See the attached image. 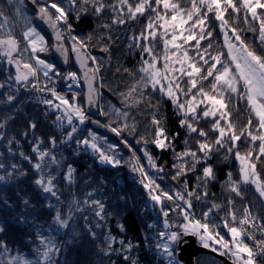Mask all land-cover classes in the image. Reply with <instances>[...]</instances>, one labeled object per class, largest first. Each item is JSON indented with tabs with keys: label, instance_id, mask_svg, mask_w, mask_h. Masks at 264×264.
Here are the masks:
<instances>
[{
	"label": "trees",
	"instance_id": "trees-1",
	"mask_svg": "<svg viewBox=\"0 0 264 264\" xmlns=\"http://www.w3.org/2000/svg\"><path fill=\"white\" fill-rule=\"evenodd\" d=\"M24 1L33 24H36L35 18L44 4L54 2L65 8L66 31L69 38L78 44L80 51L89 56L90 63L98 74L96 84L102 95L100 115L87 116L89 123L81 137L88 135L90 128L98 124L97 132L104 134L115 144L114 152L108 156L119 163H101L97 158V151L84 152L85 146L76 143L77 137L63 143L60 134L68 133L69 129L63 126L61 130L55 124L56 111L48 105H41L37 98V88L31 82L19 84L15 80L17 71L0 65V84L5 85L0 88V124H4L0 128V136L3 137L0 139V162L4 165L0 169V175L12 173L6 182H0V224L5 226V232L0 233V241L6 243L9 249L8 253L0 256L20 255L34 264L37 261L39 264H150L149 256L152 255L155 264H165L167 257L159 255L156 247L145 250L143 233L150 239L155 225H161L165 229H170L174 224L177 227L182 225V221H179L180 212L186 206L187 199L195 204L198 219L204 220V213L212 209L208 219L210 223L218 225V228L225 229L222 223L225 219L229 220V226L238 225L245 208L250 209L252 215L264 224V199L259 196L254 184L243 182L242 164L236 156L237 151L245 156L252 150L256 173L260 181L264 182V156L256 160L259 141L251 142L246 136H241L235 146L231 142L225 143L223 147L216 145L219 133L213 129L214 118L193 117L191 114L186 116L185 111L178 109L165 90H161L159 86L153 88L150 84L144 86L143 78L146 74L141 72V68L145 67L144 61L151 63L154 55L158 57V62H155L157 66H164L165 62L162 63L160 59L164 60L165 53L172 50L171 45L167 50L164 47L165 39H170L167 36L165 38L158 34L155 39L150 36L148 39L141 38V33L148 36L147 25L155 23L148 11H151V6L161 11L162 3L157 5L155 0H149L150 8L143 14L137 13L133 19L128 13L127 5H122L120 0H89L87 4L77 0L75 6H69L68 0ZM173 2L178 3L185 12L192 6V0ZM128 3L135 7L136 0H128ZM234 3L241 7L240 0H234ZM100 4L104 7L97 12L96 8ZM198 6L203 14L204 6ZM0 12H3V17L11 18V9L6 0H0ZM257 13L264 18V10L258 8ZM248 16L249 19L245 20L243 8L239 13H234L229 8L225 13L229 26L221 29L214 14L207 13L205 29L211 31L212 35L200 41V48L204 49L211 43L212 47L208 51L213 56L221 53V63H229L233 73L234 63H230L228 48L223 39L225 31L233 34L231 28L235 27L245 44L264 55V45L259 40V21L252 20L250 13ZM188 22L191 28L192 21ZM21 23L23 24V19ZM179 28L184 29V26ZM154 29L160 32L162 28L157 29L156 24ZM198 29L199 26L195 28L194 34L197 37ZM6 36L7 30L1 28L0 38ZM16 39L19 40V37ZM145 47L152 48L151 55L143 50ZM49 48L48 54L52 56V43ZM187 49L192 52L190 61L199 59L195 47ZM197 66L202 67V71L208 68L202 62ZM220 68L221 65L218 64L217 69ZM58 69L60 73L57 76L62 84L67 79V73L76 70L74 64L67 70L58 65ZM172 75L175 83L179 81L180 87L184 89V92H179L180 98H183L184 93H189V99L196 94V89L189 92L186 76H180L176 72H172ZM211 81V77L198 81V87L202 86L206 92L214 94L211 92ZM48 87V93L52 96L56 91L64 92L62 88L56 89L51 84ZM133 87L136 88L135 92L130 91ZM242 91L241 83V93ZM9 95H14L15 99L9 102ZM198 97L200 96L197 94V99ZM224 101L230 115L227 120L220 117L215 119L226 129L225 141L229 121L237 134L248 130L249 120L252 121V128H256L257 118L246 99L241 98V94L225 91ZM80 102L84 106L82 95H79ZM45 109L51 113L47 115ZM183 120L192 123L197 132H191L182 125ZM30 122L36 124L35 129L29 127ZM59 124H62L60 120ZM159 129H163V137H158ZM201 130L207 135H199ZM52 138L55 139V146L50 143ZM157 139H164L166 146L159 147L155 143ZM37 141H42L39 145L41 151H50L56 157L57 162H50L45 158L44 164L47 167L44 172L54 178V191H57L59 202L56 197L44 193L35 184L39 175L34 168V164L38 162V152H34L33 148ZM201 143L212 146L207 156L199 148ZM60 145L68 149L59 148ZM229 148L232 151H228ZM185 152H195L196 158L182 155ZM146 156L151 157L163 169L157 181L161 184L167 182V187L171 188L174 197L172 203L163 206L167 216L149 195L150 188L156 189L155 180L151 179V182H144L140 186L130 177L129 164L132 161L139 163L147 171ZM182 157L183 165L178 174L176 165L182 161ZM12 165H17V168L13 170ZM91 165L94 170L89 169ZM69 166L74 170L71 181L68 179ZM209 166L213 169L214 179L204 178V169ZM231 182L239 185L240 195L230 190ZM156 190L159 193L160 190ZM166 190L161 189L163 192ZM172 191L175 194L182 192L185 200H180ZM205 192L206 196L203 195ZM198 196L201 198L197 199ZM25 199L29 201V206L24 205ZM93 200H99L104 205L101 213L103 219L96 215L99 209ZM214 205L219 207H213ZM70 209L73 218L69 221V228L57 230L53 223L56 211L67 216ZM229 212H235L237 222L231 221ZM19 217H24V220L21 221ZM90 232H95V237ZM41 234L54 240L59 248L58 252L52 254L49 262L44 261L37 251H43L39 238ZM109 238L112 239L111 249L107 247ZM196 263L223 264L216 257L206 254L197 258Z\"/></svg>",
	"mask_w": 264,
	"mask_h": 264
},
{
	"label": "snow or ice",
	"instance_id": "snow-or-ice-1",
	"mask_svg": "<svg viewBox=\"0 0 264 264\" xmlns=\"http://www.w3.org/2000/svg\"><path fill=\"white\" fill-rule=\"evenodd\" d=\"M18 3H22V0H17ZM35 2V0H33ZM95 2V0H93ZM157 5L163 4V8L165 10L171 9L172 15L171 20L177 21V17H179L178 23H172L169 25L168 20L164 16H157L158 21H162L161 27L164 28V35H167L168 28L172 29V34L170 39H165L164 47L167 50L168 46L171 45L173 49L179 50L181 45L176 43L177 41V27H183L184 24L188 23V21H192L191 28H196L199 26V36L197 37L189 30V34L187 36H183V33H180L183 41L187 43L191 40H196V44L194 47L196 48V56L199 58L196 61H189V57L187 52H183L182 56L183 59L177 58L174 63L180 64L179 69H173L169 67V57L167 52L165 53L164 60V72H176L180 76H186L188 78V88L189 92L192 89H196V94L191 95L190 99L185 100L184 102H180V98L177 95L179 92H184V89L180 87V82L177 81L173 84L169 81L167 85L166 94L173 100L174 103L177 104L178 109L184 110L185 115L191 114L193 117L196 116V109L199 105L204 104L205 100L208 102L205 106L204 110L199 114L201 118L213 117L214 124L213 129L218 131L219 136L215 141L216 145L221 147L224 146L225 143L231 142L233 146H235V142L240 140L241 136H246L249 138L251 142L259 141V148L258 154L256 155V160L258 161L261 156H264V55L258 54L254 49H251L244 41L241 39L240 35L237 32L235 27L231 28V32L233 33V39L238 42L233 43L232 40L229 39L228 32L225 31V44L228 47V54L230 56V63L235 64V73L232 72L229 63H221V53L213 56L208 51L212 47L211 43L204 49L200 48V41L205 40L211 37V31H206L205 29V21L207 17V13H213L215 19L220 22V28L226 29L228 28V21L225 19V13L229 8L232 9L234 13H239L241 8H243L245 12V20L249 19L248 13L251 14L252 20L259 21V40L261 45H264V18L258 16L257 9L264 10V0H240L241 7H237V4L234 3V0H192L191 9L185 12L184 9L180 7L178 3L171 2L170 0H155ZM77 0H68L69 6H75ZM83 4L89 3V0H82ZM122 5H127V10L131 18H135L136 14H143L146 8V5L150 7L149 0H140L139 3L133 7L132 4L128 3V0H120ZM198 5H203L205 12L201 14V9ZM103 4H100L98 8H96L97 12H100L103 9ZM52 9L56 13L55 20L49 11ZM18 14H21V9L17 7L16 9ZM123 11V9H121ZM3 12H0V17H3ZM40 16L41 19H46L48 23H50L53 27L57 21L65 20L67 17V13L64 7H61L58 3H50L47 6L40 7ZM195 16V20L193 17ZM123 23V21H120ZM8 20L4 18L2 22H0V28L6 29ZM7 30V29H6ZM148 36L144 33H141V38L148 39L149 36L152 39L156 38V30L152 23L147 25ZM24 39L31 45V51L33 53L39 51H44L43 48H38V41L40 43L43 42V38L39 37L38 33H36L35 28L28 26L27 30L23 33ZM57 39H60L59 33L57 34ZM75 39V38H74ZM135 39V38H134ZM107 50V49H105ZM144 51L148 52L150 55L152 54L151 47H145ZM0 51L3 52V55L8 58L9 63H15L17 66L18 74L15 77L17 82L20 81H27L29 76L35 77L36 76V69L32 67L31 64L25 63L24 68L27 71L21 72L20 69V61L13 59V53H17L20 51L19 48V41L11 34L10 30H7L6 38H0ZM175 55V53H173ZM207 56V58H205ZM95 59L94 57L92 58ZM156 57L152 55V62L144 61L145 67L141 68V72L145 73V77L143 78L144 86L146 87L150 84L153 88L157 85H160L161 80L167 79V76L162 74L159 69L156 68L155 62ZM211 61V63H210ZM185 62L187 63V68H185ZM202 62L203 65H208L206 71H202V67H198L197 64ZM38 65L42 66V70L44 71V75L48 76V69L52 68V65L47 64L44 60L37 58ZM81 64L83 66L84 61L81 59ZM220 64L221 68L217 69V65ZM71 78L75 79L76 74L71 73L69 74ZM209 77L212 78L210 82L211 92L214 94H210L206 92L202 86L198 87V81L207 80ZM241 82H242V93H241ZM5 87V85L0 84V88ZM35 87V85H33ZM89 89H90V96L89 99L92 98V88H91V80H89ZM161 90H164V86L161 85ZM131 92H135L136 88L133 87ZM225 91L229 92L230 94H241V98L246 99L248 105L250 106L251 111L254 113L255 117L257 118V126L255 129L252 128V121L249 120L248 122V130L241 131L239 134L236 133L233 125L229 121L227 124V132L228 137L227 141L224 140L226 129L220 126V122L218 119H215L217 114L219 113L220 119H228L230 113L227 111V104L224 101V93ZM186 96L188 93H184ZM197 94L201 97V99L197 100ZM219 97V98H217ZM15 99L14 95H9L7 100L13 101ZM61 100L63 105H67L69 108L72 105L68 104L66 99L62 97H58ZM45 104L51 105V101L45 100ZM56 107H60V105H56ZM77 115H79L80 122L83 123L85 117L83 113L80 111L79 108L73 109ZM59 120V117L57 118ZM71 117L68 119V123L71 124ZM157 124L158 121H155ZM182 125L189 128L191 132H197V129L193 127L192 123H189L188 120L181 121ZM4 124H0V128H3ZM29 127L31 129L36 128V124L34 122H30ZM114 132L117 129H112ZM73 132L76 131L75 128L72 129ZM255 133V134H254ZM201 136H206L207 134L202 130L198 133ZM72 133L68 134V138H71ZM158 137H163V129H159L157 133ZM3 137L0 136V139ZM166 139V138H165ZM11 142V141H10ZM42 141L36 142V147L33 148L34 152H38V162L34 164V168L38 172V178L35 180V184L44 192L48 193L53 197H56L57 202H59V197L57 195V191H54L53 185V177L50 175L45 174L44 168L47 167L44 164L45 158L47 157L50 162H57L55 155H53L50 151H41L39 149V145ZM50 143L55 146V139L52 138ZM78 144L88 145V140L77 141ZM155 143L159 147H165L164 139H157ZM92 149L97 150V145L95 143L91 144ZM200 150L207 156L210 154L212 150V146L207 143H201L199 145ZM228 151H232V148H229ZM182 155H191L194 159L196 158L195 152H185ZM237 158L242 163V179L245 183L254 184L259 196L264 199V182H261L259 179L258 174L256 173V163L252 161L253 151L250 150L245 156H241L240 153L237 151L236 153ZM101 163H119V161H113L112 157L105 155L104 153H100L99 156ZM150 159V158H149ZM13 170L17 168V165L11 166ZM4 165L0 162V169H3ZM134 171L137 169H133ZM74 170L69 166L68 169V179L71 181V175ZM23 174V173H21ZM179 174V170H178ZM12 173H6L4 175H0V182H6L7 179L11 178ZM204 178L205 179H214V172L212 167H206L204 169ZM148 187L147 184L144 185ZM157 187H159L157 185ZM230 190L235 192L237 195H240L239 185L236 182H231ZM151 199L158 203L161 202V197L159 195H153L151 192L149 193ZM167 199L172 200L173 197L168 195V193H163ZM180 200H185L184 196L177 193L176 194ZM191 195V193H189ZM204 196L207 193H203ZM201 197H197L200 199ZM6 203V202H5ZM25 206H29V201L25 199L23 201ZM93 203L98 206V211L96 215L99 216L101 219L104 218L101 213L103 212L104 205L99 200H93ZM185 204L187 209H191L192 204L190 200H185ZM52 207V205H48ZM213 207L218 208L219 206L214 205ZM163 210V209H162ZM212 209H209L208 212L204 213V220L196 219L188 210L183 211L184 216V223L180 226L182 229L181 231H172L170 233L161 232L159 235L161 237H166V240L160 242L156 245L157 249L161 250L158 252L159 255L166 256L167 264H181V262L176 257V249L180 242L182 241L185 235H195L199 238L202 246L204 248L210 247V241L215 244L219 245V248L213 247V251H220L221 255L225 254L226 250L228 253H231L235 260L233 264H255V256L261 255L264 256V241H258L256 243L257 251L254 252L252 248H250L247 244L243 242V236H248V232L246 231L244 226L252 224L255 226L256 218L252 216V213L249 209L245 208L244 216L238 221L240 227L231 226L229 227V220L225 219L222 223L223 226L227 229L228 234H230V240H225L224 236H221L219 231L216 230L219 226L215 225L214 223L209 222V215ZM164 215L167 216V211L164 212ZM229 217L231 218L232 222H237V217L235 212H229ZM71 209L67 216H62L59 210L56 211L53 223L56 226L57 230L59 229H68L69 228V221L72 219ZM21 221L24 220V217H19ZM99 226V225H98ZM166 227L169 225L166 224ZM261 230H264V224L261 226ZM5 232V226L0 224V233ZM90 235L95 237V232H90ZM40 245L43 249L41 252L40 249L37 251L40 253L42 259L46 262L51 261V256L55 252L59 251L54 240L49 239L47 236L40 235ZM254 239V238H253ZM122 243V242H121ZM112 246V239H108V249H111ZM131 247V246H129ZM9 249L3 241H0V255L8 253ZM246 257V258H245ZM0 264H33L32 261L20 256H10L6 260H0ZM37 264L39 262L37 261ZM135 264V262H134Z\"/></svg>",
	"mask_w": 264,
	"mask_h": 264
},
{
	"label": "rangeland",
	"instance_id": "rangeland-1",
	"mask_svg": "<svg viewBox=\"0 0 264 264\" xmlns=\"http://www.w3.org/2000/svg\"><path fill=\"white\" fill-rule=\"evenodd\" d=\"M6 1L8 2L9 8L11 9V18H9V19L7 18L8 23H7L6 29L7 30H10L11 32L13 31L12 32L13 33V36L15 38L16 37H19V40L18 41L20 42L19 43V45H20V52H19L18 56L13 53V59L20 61V69H19V71H21V72H22V70H24V64L25 63L31 64L32 67L35 68L38 71V75L36 73L35 78L32 79V80H29L28 82H31V84L32 85H35V87L37 88L36 89L37 90V98H38V101L41 103L42 106H44V105L47 106L48 105V104H45L44 103L45 100L51 101V104L54 105L55 103H53L52 100L49 99V97H45V95L48 94V90H49V87L48 86H49V83L47 82V79L46 80L44 79L47 76L44 75V71L42 70V66L38 65V63H37V58H39L41 60H44L47 64L52 65V68L47 70L48 71V75H57V74L60 73V70L58 69V65H57V63H55V58H54L53 54H52V56H51V54H48V52H50V48L49 47L51 46V43H50L49 38H48V35L45 32L43 33L38 28V26L36 24H33L32 23V19H31L30 12H28L25 9V1L24 0H22V3H18L17 0H6ZM30 1H32V0H30ZM139 2H140V0H136V4L139 3ZM171 2H173V0H170V3ZM149 4H150V2H149ZM47 5L44 4L43 6H47ZM17 7H19L22 10L21 11V14H18L17 13V11H16ZM148 8H150V7L146 5L145 10L147 11ZM150 10L151 11H148V12L150 13V18L152 17L153 18L152 19L153 22H155V23H153L154 28H155V25L156 24H157V29H158V27L162 28L160 30V32H158V30L156 31V35L160 34L162 36H165L164 35V28L161 27V24L163 22L162 21H158L157 20V16H164L168 20L169 25H171L172 23H178V21H179V17H177V21H172L171 20V15H172L171 9L165 10L163 8L160 11V10H158V8L151 6V9ZM187 11L188 10H186V12ZM55 17H56V14H55ZM4 18H6V17L0 18V22H2ZM22 19H23V24L21 23L22 22ZM159 24H160V26H159ZM189 25L190 24L188 22V23H186V24L183 25L184 26V29H180L179 27H177L179 33H178V31H176L177 32V41H176V43L180 44L181 47H180L179 50H177V49H173L172 46H171L172 50H170V51L168 50L167 55L169 57L168 63H169V67L170 68H173V69H179L180 68V64L174 63V62L177 60V58H180L181 60L183 59V56H182V53L183 52L186 51L189 58L192 56L191 55L192 52L190 50H188L187 48L194 47V45L196 44V40H191V41H188L187 43H185L183 41L182 37L180 36V33L181 32L183 33V36H187L189 34V30H191L192 33L195 34V28L194 29L193 28H190ZM28 26H31V27L35 28L36 33H38L39 37H42L43 38V42L42 43H40L38 41V48H43V49H45L44 51H39L38 50L35 53H33L31 51V45L28 44V42L24 39V36H23V33L27 30V27ZM61 28H62V31L65 33L64 36H65L67 42L69 43L71 52H76L77 50H80L78 44H76L75 41L73 42V40L71 38H69L70 36H69L68 32L66 31V25L65 24L64 25H61ZM2 29H4V28H2ZM171 34H172V29L169 27L168 28V32H167V35H166L167 38H171ZM166 36H165V38H166ZM228 36H229V39L232 40L233 43H237L238 44V42L233 39V34H230L228 32ZM223 39L225 40L224 34H223ZM225 46H227V45L225 44ZM45 51H47V54H44ZM173 53H175V55H173ZM160 60H161L162 63L165 62V60H162V59H160ZM156 62H158V61L156 60ZM188 62H191V61L189 60ZM188 62H185V68H187V63ZM0 65H5L7 67L12 68V70L14 69L15 72L17 71L16 64L15 63H9L8 62V58L3 55V52L2 51H0ZM155 66L157 67V69H159L161 71L162 74H164V75L167 76V79L161 80L160 85H157L160 88H161V85H163L164 86V90L166 92L167 91V85L169 84V81H171L173 84H175V81L172 78V76H173L172 75V72H166L165 73L164 72V66H157L156 63H155ZM234 68H235V64H234ZM16 74H18V72ZM42 77H44V78H42ZM18 83L19 84H25L26 82L25 83H22V81H20ZM53 83L54 84H57V81H53ZM177 95L179 96V98L181 97V95L179 93H177ZM53 96L57 97V103H56V105H60V107H56V105L53 106L54 110L57 113V118L58 117H61V116L64 117L62 119L59 118V120L62 122V124H59V120L58 119H56L54 121L55 124L61 130H63L62 129L63 126L67 127V129H69L68 130V134L69 133H72L71 138L69 139L67 137L66 140L70 141V140H72L73 137H77V141H83V140H88L89 141V144L88 145H84L82 143L81 144H78V145H82V146L87 147L88 149H92L91 144L92 143H95L97 145V149H99L100 151H102L105 155H108L109 153H113L114 152L115 144L112 143L110 139H108L109 142H107L106 139H105L106 137L104 136V134H101V133L98 132V134L100 135V138H99L98 135L95 134L97 132V129H98V127H97L98 124H94V126L90 128V132H88V135H86L84 138H82L80 136L83 133V130L86 129V125H87V123H89V118L86 115L83 114L84 117H85V119H84L83 123H81L80 122V119H79V115H77L76 112L73 110L75 108H79L80 111L82 112L81 108L83 109V107H84L81 104V102L79 103V96L76 93H74V92H68L67 93V92L56 91V92L53 93ZM188 96H189V93H188L187 96L184 95L183 98H180V102H182V100L184 101V100L189 99ZM58 97H62L63 99H66L68 101V104L69 105H72V107L69 108L67 105H63L62 102H61V100L58 99ZM200 99H201V97H198L197 100L199 101ZM207 103L208 102L205 100V103L204 104H201V105H199V107H197V109H196V116L195 117L200 116L199 114L204 110V108L207 105ZM45 113L48 115V113H51V111H48L47 112V110H45ZM69 117H71V121H72L71 124L68 123ZM218 117H219V113L217 114L216 118H218ZM75 122H77V123H79L81 125V128H82L81 132H78L77 133L76 131L75 132L72 131L73 128H71V126ZM92 137H95L98 140V143L99 144H97L93 140ZM77 141H76V143H77ZM59 148L68 149V148H63L62 145H60ZM71 149H73V148H71ZM83 150L85 151V149H83ZM95 151L96 150L92 149V152H95ZM98 158H99V156H98ZM146 158H147V164H148L147 165L148 169H147L146 172H147V174H148V176H149L150 179L155 180V182L159 186V187H157V185H156V189H158V191L160 190V192H161V189L162 188H166L167 185H168V184H166L167 182H164L163 184H161L159 181H157V178L160 176V174H161V172H162L163 169L161 167H159L156 164V162L151 157L146 156ZM182 165H183V157H182V161L179 162V164L176 165L177 170L182 169ZM141 169H143V167ZM158 195L161 197V202L160 203L155 202L156 205H157V207L162 206L163 201H164L162 195H160V194H158ZM159 209H160V207H159ZM163 210H165V209H163ZM159 213H160V211L157 212V214H159ZM179 221L180 222L181 221L182 222L184 221V219L182 218V216H180V220ZM180 226H181V224L178 227L174 224V226H172V229L177 230V231H180V230H182L180 228ZM232 226H237L238 227L237 224L232 225ZM229 227H231V226H229ZM226 231H227V229H226ZM227 234H228V232H227ZM228 235L230 236V234H228ZM185 236H188V235H185ZM196 238H197V236H196ZM165 240H166V237H161L160 242H163ZM197 241H198V238H197ZM198 243L202 246V244L199 241H198ZM11 256H13V255H11ZM8 257H10V255L0 256V260H6ZM176 257L179 260L178 253H177V249H176ZM165 264H167V262Z\"/></svg>",
	"mask_w": 264,
	"mask_h": 264
},
{
	"label": "water",
	"instance_id": "water-1",
	"mask_svg": "<svg viewBox=\"0 0 264 264\" xmlns=\"http://www.w3.org/2000/svg\"><path fill=\"white\" fill-rule=\"evenodd\" d=\"M35 18V23L38 28L49 35L52 46V54L54 55L55 61L62 66V68L67 69L71 67V64H74L77 71L81 74V85L84 88V106L88 116H97L100 111L101 104V95L99 91L96 89V82L98 76L94 71L89 56L77 50V52H71L69 43L64 36V32L58 22H56L55 27H53L50 23L47 22L46 19H41L40 10L38 11ZM51 13V12H50ZM52 15V14H51ZM53 17V15H52ZM53 20L55 18L53 17ZM59 33L60 39H57V34ZM20 48V45H19ZM20 52V51H19ZM19 52L14 53L16 55ZM81 59H83L84 64L82 66ZM27 71L25 68L22 72ZM35 77L29 76L27 81H22V83H27L29 80L34 79ZM89 80H91V88H92V98L89 99L90 89H89ZM69 79L67 80V82ZM178 258L182 264H197L196 260L200 256L211 255L219 259L223 264H233L232 261H229L227 257L221 255L217 251H213L209 248H204L201 246L195 235L184 236L180 244L178 245Z\"/></svg>",
	"mask_w": 264,
	"mask_h": 264
},
{
	"label": "built area",
	"instance_id": "built-area-1",
	"mask_svg": "<svg viewBox=\"0 0 264 264\" xmlns=\"http://www.w3.org/2000/svg\"><path fill=\"white\" fill-rule=\"evenodd\" d=\"M60 22H63L62 20H60ZM71 73H75L76 74V72H71ZM70 73V74H71ZM73 79V78H72ZM77 79V81H79V78H78V75H76L75 76V79H73V82L72 83H68V85H65V89L68 91V90H75V89H73V87L71 86L73 83H74V81ZM57 85H60V84H57ZM49 99L50 100H52V98L51 97H49ZM74 128L76 129V130H80V128H79V125L78 124H75L74 125ZM106 140H107V138H105ZM95 140H97V139H95ZM130 177H131V179L133 180V181H135L136 183H138L139 185H142L144 182H148L149 181V179H148V176H147V174L145 173V171H144V169H141L142 167L140 166V164L139 163H134V162H132L131 164H130ZM137 169V170H133V169ZM90 169H93L92 167H90ZM152 193L153 195H154V191L153 190H150L149 191V193ZM166 193H168V195H171L172 196V193H171V191L169 190V191H167ZM179 194H181L182 195V193L180 192ZM163 197L165 198V200L167 201V203L168 204H170V203H172V200H169V199H167V197L166 196H164L163 195ZM173 197V196H172ZM192 204V207H191V209L189 210V209H187V206H185V207H182V209H181V212H180V216H182V218L184 219V216H183V211L184 210H188V211H190V213L196 218V219H198L197 218V214H196V212H195V209H194V204L193 203H191ZM243 216L244 215H242L241 217H240V219L241 218H243ZM201 220V219H200ZM262 225V223L258 220V219H256V223H255V226H253L252 224H249V225H247V226H244L245 227V229H246V231L248 232V236H243L242 238H243V242H245L246 244H248V246L250 247V248H252L253 249V251L254 252H256L257 251V247H256V243L255 242H258V241H264V230H261V226ZM238 226L240 227V225L238 224ZM216 230H218L219 231V233H220V235L221 236H224V238H225V240H230V236L227 234V232L226 231H223V230H219V229H216ZM172 231H177V230H174V229H165L164 227H162L161 225H155L154 227H153V230H152V237H150V239L149 238H147L145 235H144V233H143V244H144V248H145V250L146 251H148L149 249H150V247H156V245L159 243V240H160V235H159V233H161V232H164V233H170V232H172ZM181 231V230H180ZM198 238V237H197ZM254 238V239H253ZM198 241L200 242V240H199V238H198ZM201 243V242H200ZM210 243V249H212L213 247H215V248H219L220 246L219 245H215V244H213L211 241L209 242ZM202 244V243H201ZM157 248V247H156ZM223 251H225V254H224V256L225 257H227L230 261H232V262H234V260H235V257H233L232 255H231V253H228L226 250H223ZM158 252H160V250H157V253ZM218 252H220V251H218ZM149 258H150V264H155V262H154V259L152 258V255H150L149 256ZM255 264H264V256H261V255H256L255 256Z\"/></svg>",
	"mask_w": 264,
	"mask_h": 264
},
{
	"label": "bare ground",
	"instance_id": "bare-ground-1",
	"mask_svg": "<svg viewBox=\"0 0 264 264\" xmlns=\"http://www.w3.org/2000/svg\"><path fill=\"white\" fill-rule=\"evenodd\" d=\"M71 86L73 87V89H76L77 91L81 89V86L79 85L77 79L74 81V83Z\"/></svg>",
	"mask_w": 264,
	"mask_h": 264
},
{
	"label": "clouds",
	"instance_id": "clouds-1",
	"mask_svg": "<svg viewBox=\"0 0 264 264\" xmlns=\"http://www.w3.org/2000/svg\"><path fill=\"white\" fill-rule=\"evenodd\" d=\"M210 249V248H209ZM229 260V259H228ZM230 261V260H229Z\"/></svg>",
	"mask_w": 264,
	"mask_h": 264
}]
</instances>
